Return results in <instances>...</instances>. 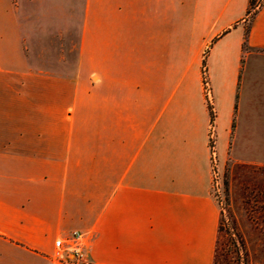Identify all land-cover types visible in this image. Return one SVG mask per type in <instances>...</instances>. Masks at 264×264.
<instances>
[{
    "label": "crops",
    "instance_id": "1",
    "mask_svg": "<svg viewBox=\"0 0 264 264\" xmlns=\"http://www.w3.org/2000/svg\"><path fill=\"white\" fill-rule=\"evenodd\" d=\"M28 1L0 8V264L72 232L84 264H213L212 170L264 145V3L241 62L247 0Z\"/></svg>",
    "mask_w": 264,
    "mask_h": 264
},
{
    "label": "rangeland",
    "instance_id": "2",
    "mask_svg": "<svg viewBox=\"0 0 264 264\" xmlns=\"http://www.w3.org/2000/svg\"><path fill=\"white\" fill-rule=\"evenodd\" d=\"M10 1L4 0L5 8L9 7ZM18 2L22 10L35 9V5L28 0H18ZM47 2L43 4V9L55 11L60 6L64 12L68 10L70 22L71 16L76 15L83 4V0H47ZM0 8H2V0H0ZM248 24L249 19L245 16L244 22H240L243 28L241 62L245 57L244 53L247 52ZM68 30V40L71 43L72 24ZM206 51H203V57ZM53 53H59V56L65 54L69 60L73 59L71 49L54 50ZM261 54H264V51H261ZM201 86L207 98L206 93H210V86L205 70L201 75ZM213 141L214 134L210 127L209 151L210 146L213 147ZM210 192L220 208L213 264H264V145L253 147L250 153L244 155L239 153L238 159L233 160L228 157L224 166L218 170L213 168Z\"/></svg>",
    "mask_w": 264,
    "mask_h": 264
},
{
    "label": "built area",
    "instance_id": "3",
    "mask_svg": "<svg viewBox=\"0 0 264 264\" xmlns=\"http://www.w3.org/2000/svg\"><path fill=\"white\" fill-rule=\"evenodd\" d=\"M208 96L209 93H206ZM212 134H210V137ZM210 158L212 166L214 165V150L210 146ZM52 259L58 264H84V243L83 235L80 232H72L66 241L56 239L53 243Z\"/></svg>",
    "mask_w": 264,
    "mask_h": 264
},
{
    "label": "trees",
    "instance_id": "4",
    "mask_svg": "<svg viewBox=\"0 0 264 264\" xmlns=\"http://www.w3.org/2000/svg\"><path fill=\"white\" fill-rule=\"evenodd\" d=\"M264 0H247V7H246V12H245V16L249 19V23L250 21L253 19V17L256 15V13L258 12V10L261 8V6L263 5ZM249 26V24H248ZM248 30V28H247ZM246 30V32H247ZM204 71V58H202L201 60V73L203 74ZM218 232V230H217ZM216 241H217V236H216V240H215V248H216ZM215 248H214V254H215ZM214 263V261H213Z\"/></svg>",
    "mask_w": 264,
    "mask_h": 264
}]
</instances>
